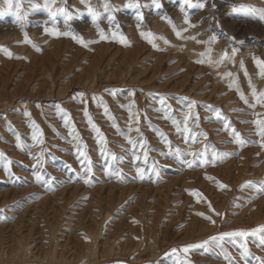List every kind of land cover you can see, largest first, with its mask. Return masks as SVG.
<instances>
[{"label":"rangeland","instance_id":"1","mask_svg":"<svg viewBox=\"0 0 264 264\" xmlns=\"http://www.w3.org/2000/svg\"><path fill=\"white\" fill-rule=\"evenodd\" d=\"M19 1L22 24L0 15V264H262L264 20L233 8L264 0Z\"/></svg>","mask_w":264,"mask_h":264},{"label":"snow or ice","instance_id":"2","mask_svg":"<svg viewBox=\"0 0 264 264\" xmlns=\"http://www.w3.org/2000/svg\"><path fill=\"white\" fill-rule=\"evenodd\" d=\"M54 2V0H53ZM81 2L83 3L84 0H81ZM152 2L156 5V7H160V4H159V0H152ZM6 3L8 5L7 9H3V10H0V15H3L5 11H14L15 12V16H16V22L17 23H23L25 20H26V17L28 15V13H23L21 14L20 10H19V6L17 5L16 8L14 9L13 7V3H12V0H6ZM183 4L184 5H187L188 7H199V8H203L205 5L200 3V4H196V5H193L192 4V0H183ZM128 7L130 8H140L141 5L139 3H133L129 2V4L127 5ZM31 7L33 9H37V8H40V7H45L48 9V12L50 14L51 17H55L56 14H57V11L59 12H62L64 14V16L68 19V20H71L73 17H72V14L67 10V8H59L57 10H53L52 7L49 6V4L46 2L43 6L39 5V4H35V3H32L31 4ZM104 8L106 11H112L113 9L111 8V6L108 4V3H105L104 4ZM181 10L183 11V7L181 8ZM88 11L92 14V19L93 21H95L99 14L97 12H95L91 7L88 8ZM233 11L234 12H245L247 14H255L257 12H259V18L264 20V9H256L252 6H247V5H241L239 7H234L233 8ZM138 20H142V14L141 16L138 17ZM192 27H195V25H191ZM46 32H51L53 35L55 36H61V35H64V36H72L73 34L71 32H64V33H60L58 31H56L55 28L49 30V29H45ZM101 36L102 38H105L104 37V33H103V30H101ZM74 39L77 40V42L81 43L82 45L84 44V41L82 40V38L78 37V36H73ZM215 40V37H212L210 42L211 41H214ZM121 43H126V41L124 40L123 36L121 37ZM237 49H232V56L235 57V55L237 54ZM225 55H227V53H225ZM258 64H260L261 66H264V61H257ZM242 98L243 97V94H242ZM247 102V101H245ZM261 135H264V132L261 133ZM33 139H36L35 136L32 137ZM177 152H179V150L177 149ZM225 155H228V154H225ZM113 159H115V156H113ZM205 163H209L210 161H207L205 160L204 161ZM189 167L192 166L191 163H189L188 165ZM37 180L40 179V176L39 174H37ZM86 183L89 182V181H85ZM221 187H226V185H221ZM260 231L262 233H264V228H261ZM254 234V233H253ZM248 233L245 232V231H233V232H225L223 233V237H228V236H247ZM222 238V237H221ZM202 246V245H201ZM189 247H197V245H191ZM189 247H186L185 248V251L187 252L189 250ZM262 264H264V262H262Z\"/></svg>","mask_w":264,"mask_h":264},{"label":"bare ground","instance_id":"3","mask_svg":"<svg viewBox=\"0 0 264 264\" xmlns=\"http://www.w3.org/2000/svg\"><path fill=\"white\" fill-rule=\"evenodd\" d=\"M45 1H50V2H52L54 5H56L57 4V0H54V2H53V0H45ZM85 1V0H84ZM3 2H4V4H7L6 3V0H3ZM16 3V6L18 5V6H20L22 3H21V1H19V0H12V3ZM81 3V0H76V5H79ZM93 4V3H92ZM95 5V4H94Z\"/></svg>","mask_w":264,"mask_h":264}]
</instances>
